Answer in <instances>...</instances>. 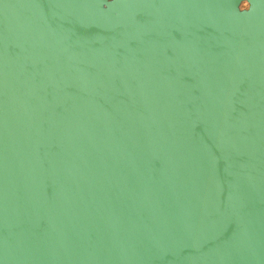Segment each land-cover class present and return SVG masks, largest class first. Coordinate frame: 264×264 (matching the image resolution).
Here are the masks:
<instances>
[{
  "label": "water",
  "instance_id": "obj_1",
  "mask_svg": "<svg viewBox=\"0 0 264 264\" xmlns=\"http://www.w3.org/2000/svg\"><path fill=\"white\" fill-rule=\"evenodd\" d=\"M0 264H264V0H0Z\"/></svg>",
  "mask_w": 264,
  "mask_h": 264
}]
</instances>
